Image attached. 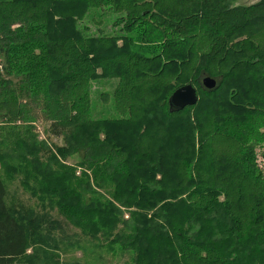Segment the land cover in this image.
<instances>
[{
    "label": "trees",
    "instance_id": "16d2710c",
    "mask_svg": "<svg viewBox=\"0 0 264 264\" xmlns=\"http://www.w3.org/2000/svg\"><path fill=\"white\" fill-rule=\"evenodd\" d=\"M241 1L0 0V264H264V0ZM13 168L41 212L7 203Z\"/></svg>",
    "mask_w": 264,
    "mask_h": 264
},
{
    "label": "rangeland",
    "instance_id": "374dc122",
    "mask_svg": "<svg viewBox=\"0 0 264 264\" xmlns=\"http://www.w3.org/2000/svg\"><path fill=\"white\" fill-rule=\"evenodd\" d=\"M259 0H243L241 2H239L238 4L240 5H252L254 3H257ZM105 12H107L108 15H113L111 9H109V7H107V10H104ZM94 16V21L99 22L102 27L105 28V30L107 32H110V25L111 23L109 22L111 19L107 20V16L99 15V12H91L88 14L87 16V24H88V19H90L91 17ZM116 17H120V15H115ZM115 18V17H114ZM86 21L82 22L83 24ZM142 22H144V19L142 20ZM86 24V25H87ZM115 30H119V28H115ZM119 45H121V41L118 42ZM153 45H156V43H153ZM216 81V80H215ZM117 80L116 79H97L94 81V83L92 84V93H91V99H92V106H91V117L94 119L97 118H105V117H115L116 114L113 112L112 110V106H111V94L113 92V90L115 89L116 85H117ZM202 83V80H201ZM20 96V101H25L24 97L21 98ZM22 99V100H21ZM34 115L37 117L34 118V122L32 123L33 129H34V133L37 135V138L39 141H45L49 147H53V146H62L63 145V140L62 138H58L53 136L50 132H49V126L50 123L46 122L40 114H36L35 111H33ZM257 155H258V163L259 165H261L264 168V150L262 149H258L257 150ZM68 163H73L72 161H68ZM10 171V169H9ZM23 172H25V170H22L21 172L16 171L15 168H13V172H10L12 174V178L8 179L3 175V179L6 185V190H7V197H6V201L8 204H15V205H22L25 208H29L32 209L33 211L39 213L41 212L39 204L36 200V198L34 196L31 195V193L26 189L25 184L23 183ZM23 210V209H22ZM51 217L57 220H61L63 219L58 213L57 211H53L51 213ZM27 255H31L32 254V250L28 249L26 252ZM74 255V256H72ZM80 257V253H70L67 256H62L61 259L62 260H70L72 258H79ZM120 261L123 260L120 257ZM124 264V263H123Z\"/></svg>",
    "mask_w": 264,
    "mask_h": 264
},
{
    "label": "water",
    "instance_id": "95a60500",
    "mask_svg": "<svg viewBox=\"0 0 264 264\" xmlns=\"http://www.w3.org/2000/svg\"><path fill=\"white\" fill-rule=\"evenodd\" d=\"M201 87L204 90H213L216 81L210 77H203ZM198 101L196 89L188 84L176 89L168 99L169 110H183L186 107L194 106Z\"/></svg>",
    "mask_w": 264,
    "mask_h": 264
}]
</instances>
